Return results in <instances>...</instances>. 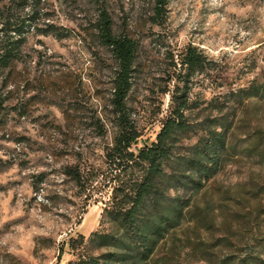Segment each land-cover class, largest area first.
I'll list each match as a JSON object with an SVG mask.
<instances>
[{
	"label": "rangeland",
	"instance_id": "374dc122",
	"mask_svg": "<svg viewBox=\"0 0 264 264\" xmlns=\"http://www.w3.org/2000/svg\"><path fill=\"white\" fill-rule=\"evenodd\" d=\"M99 1L52 0V23L66 37L31 29L16 64L11 110L0 127V264H80L105 252L91 236L108 229L102 215L111 189L101 178L84 193L64 174L80 168L91 184L107 167L111 139L100 137L93 118L109 114L114 62L93 29ZM107 6L116 32L141 44L131 98L142 135L136 148L151 145L162 130L173 56L188 45L207 58L191 85L195 116L231 87H264V0H172L160 26L153 24V0ZM231 121L220 172L193 197L156 263L219 264L264 235V99L248 100ZM197 143L195 136L185 146Z\"/></svg>",
	"mask_w": 264,
	"mask_h": 264
},
{
	"label": "trees",
	"instance_id": "16d2710c",
	"mask_svg": "<svg viewBox=\"0 0 264 264\" xmlns=\"http://www.w3.org/2000/svg\"><path fill=\"white\" fill-rule=\"evenodd\" d=\"M171 1L153 0L154 25L166 22ZM99 3L93 24L95 37L114 62L109 114L93 118L100 137L111 139L105 148L107 167L103 174L98 172L91 178L90 185L80 168L67 167L64 174L84 193L102 178L111 189V197L102 215V225L108 229L91 236L105 252L80 264H158L154 261L157 252L187 220L193 197L204 190L224 164L231 116L248 100L264 99V87L256 83L248 88L231 87L195 116L199 107L192 101L191 85L198 72L204 70L207 58L197 47L188 45L177 59L173 56L169 84L174 88L163 91L171 104L162 130L151 145L136 148L142 135L131 98L141 44L129 34L117 33L107 0ZM54 9L52 0H0V127L8 121L10 80L31 29L46 37H66L52 23ZM195 136L198 143L186 147V141ZM259 194L264 195V188ZM219 264H264V235L252 237L251 244Z\"/></svg>",
	"mask_w": 264,
	"mask_h": 264
}]
</instances>
